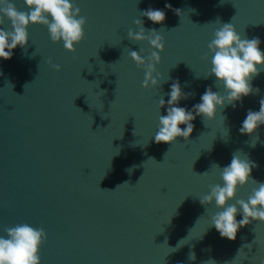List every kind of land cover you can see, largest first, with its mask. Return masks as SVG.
Instances as JSON below:
<instances>
[{"label":"water","instance_id":"obj_1","mask_svg":"<svg viewBox=\"0 0 264 264\" xmlns=\"http://www.w3.org/2000/svg\"><path fill=\"white\" fill-rule=\"evenodd\" d=\"M11 2L27 11L23 0ZM70 2L86 18L75 52L30 24L26 46L0 59V236L17 224L43 227L40 264H264V223L240 228L230 241L210 227L222 209L199 202L210 184L222 185L213 164L229 165L236 152L257 165L252 178L264 183V125L252 136L239 132L247 111H259L264 69L252 80L259 93L218 108L212 121L197 116L187 142L154 140L174 80L192 93L177 105L188 110L207 87L224 95L215 76L205 78L211 55L202 58L222 23L232 22L242 38L259 37L264 52V0ZM149 7L165 12L162 24L141 16ZM136 19L164 38L155 88L141 86L144 70L128 55L150 54L146 41L127 39ZM254 187H238L235 199L246 201Z\"/></svg>","mask_w":264,"mask_h":264},{"label":"clouds","instance_id":"obj_2","mask_svg":"<svg viewBox=\"0 0 264 264\" xmlns=\"http://www.w3.org/2000/svg\"><path fill=\"white\" fill-rule=\"evenodd\" d=\"M23 4L27 11L18 10L11 0H0V59L9 60L17 46L22 49L26 46L28 43L27 28L30 24L45 26L51 42L63 41L66 51L75 52L74 45L81 42L85 36L86 18L80 15L79 7H76L70 0H23ZM165 8L171 9V5L166 3ZM174 11L177 15L181 14L180 9ZM140 14L154 24H162L166 18L163 10L151 7ZM5 20L9 22L7 29L4 27ZM133 23L138 30L134 32L129 29L127 39L137 43L146 41L150 46V54L142 56L144 49H140L139 52L130 51L129 58L137 68L144 70V80L141 86L144 89L155 88L162 84L156 65L161 60L159 52L164 49V38L155 28L145 29L141 19H136ZM213 35L214 38L207 44L208 52L202 57L207 60L211 55L210 72L205 78L215 76L217 87L222 86L224 95L220 91L214 92L211 87H207L200 97V102L188 110L177 105L182 99H188L192 93H184L179 80H174L168 93L167 114L159 115L158 129L154 136L155 143L173 144L178 137H182L187 142L194 129L192 121L197 116H202L204 122L212 121L216 118L218 108L223 109L226 105L235 108L236 102H242L243 97L259 93V89L252 86L253 78L260 74L261 69H264V52L259 47L261 43L259 37L242 38L232 22L222 23ZM46 63L56 71L60 70L61 66L53 65L50 58ZM101 92L104 94L103 91ZM165 104L161 96L157 103L159 112L161 108H165ZM180 125L185 127L182 129ZM260 125H264V98L259 100V111L251 109L247 111L239 132L241 135L252 136ZM256 138L258 139V136ZM237 153L232 155L230 164L223 168L218 164H213L220 170L222 185L210 184L209 192L199 198L202 206L210 205L214 201L215 207L222 209L211 217L210 227H214L222 238L230 241L236 239L240 228L252 222L264 223V183L252 178V170L257 165L247 157L241 159ZM149 159L154 160V158ZM206 174L207 171L198 175ZM249 181L257 187L252 189L247 200L235 199L237 188L245 186ZM123 184L129 183L124 182ZM234 199V204L228 203ZM238 214L242 215L239 221L236 219ZM4 232L6 235L0 236V264H40L39 249L47 240L43 227H33L22 223L5 228ZM184 240L186 239L181 241ZM177 248L172 249L176 251ZM188 259L195 260V253L190 252ZM205 264H215V262L210 260Z\"/></svg>","mask_w":264,"mask_h":264}]
</instances>
